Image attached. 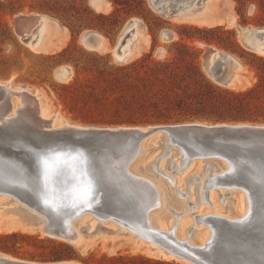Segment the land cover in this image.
<instances>
[{
	"label": "rangeland",
	"instance_id": "374dc122",
	"mask_svg": "<svg viewBox=\"0 0 264 264\" xmlns=\"http://www.w3.org/2000/svg\"><path fill=\"white\" fill-rule=\"evenodd\" d=\"M106 1L109 2V9L97 11L91 0H0V81L11 78L13 86L29 87L31 92L36 91L41 96L49 111L56 112L69 123L79 125L134 126L191 120L264 124V55L245 48L238 36V26L264 27V0H228L231 3L230 11L236 18L232 26L226 22L201 25L171 20L154 11L149 0ZM226 1L218 0L220 12H224L223 3ZM252 4L255 5L253 10ZM20 12L44 14L56 27L57 34L62 30L60 25L67 35L68 29L70 38L67 37L66 42L55 52L32 51L10 23L12 17ZM129 19L139 21L138 30L141 26L145 27L142 35L147 34L148 44L143 43L139 54L131 55L126 60L117 61L114 58L110 51L113 46L109 47L110 52L99 51L86 47L79 38L83 31L90 29L102 34L105 41L107 37L113 45ZM165 28L173 34L170 39V34L163 33ZM199 42L236 58L249 76L247 87L233 89L216 83L205 71V47ZM229 65L230 71L233 64ZM60 66L71 67L72 77L66 80L57 78L55 71ZM156 75L158 80H154ZM199 84L205 90H210L209 85L212 84L234 91L258 86L259 91L252 93V98L259 105L257 113L260 116L256 119H216L195 115L196 110L203 108L196 102L187 101L195 99L192 96ZM167 173L176 177L181 174ZM181 185L186 188V182L183 181ZM190 185L193 188L195 182ZM212 190L217 195L229 191L223 200H219L218 196L216 205L231 212L225 204L232 202L230 197L237 190L231 192L221 187ZM169 194L173 200L183 203L186 200V197L175 195V188L170 189ZM4 196L11 199L7 195L0 196V213L7 212L0 214V220L17 218L18 214L11 210L15 201H7ZM188 196L195 197V194L188 193ZM192 203L187 205L188 209L184 212L190 222L193 215L189 212H195L201 206L214 209L208 202L191 207ZM175 208L177 211L185 210ZM184 213L178 217H185ZM167 220L172 221L174 218L170 215ZM95 224L97 221L92 219L88 231L94 230ZM103 225L105 228L85 235V239L80 242L82 246L38 231H0V253L35 262L71 260L75 264H164L173 261L184 264L150 254L145 243L139 241L137 244L135 238L125 234L126 228L119 232L107 228V224ZM199 226L200 223L195 225L196 228Z\"/></svg>",
	"mask_w": 264,
	"mask_h": 264
},
{
	"label": "bare ground",
	"instance_id": "6f19581e",
	"mask_svg": "<svg viewBox=\"0 0 264 264\" xmlns=\"http://www.w3.org/2000/svg\"><path fill=\"white\" fill-rule=\"evenodd\" d=\"M91 2L97 11L107 10L110 7L109 2L106 0H91ZM218 3V0H158L157 3H153L152 0H149V4L154 11H157L160 15L170 18L171 20L192 22L201 25H213L214 23L222 22H226L229 26L234 25L236 18L230 11V1L227 0L223 3L225 7L224 12H220L221 8ZM159 5L162 7L155 9ZM171 10H173L174 13L168 15ZM129 20H127L126 23H129ZM10 23L14 25L15 31L17 35L20 36V39L34 52H55L66 42L68 37L63 30V26L59 25L62 30L60 34H57L56 27L52 21L44 14L37 12L17 13L12 17ZM55 23L57 22L55 21ZM139 24L137 19H133L130 24H125L123 26L120 34L112 45L113 48L110 49L117 61H123L131 55L139 54L142 44H148L147 34L145 36L144 34L142 35V32H145L143 30L145 27L142 28L141 26V29L138 30ZM260 29L264 31V27L255 28L247 26L243 28L238 26V36L241 44L245 48L264 55V32L261 35L257 34V31ZM91 33L93 37L90 41H87L86 38L81 35L79 37L86 47L99 51L109 49L102 34L93 30H91ZM163 33L171 35L168 39L173 37L170 29H163ZM123 38L124 41L120 44ZM198 44L205 47L204 65L205 71L210 77L216 80V82L218 80L219 84H224V86L229 88L244 89L247 87L250 83L249 76L246 74L243 65L236 58L214 46H209L202 42ZM229 64H233L230 71L228 69L230 66ZM55 72L56 77L62 80L71 78L73 74L69 66H60ZM12 96L13 98H11ZM195 122H200L205 125H221L228 123L238 126L256 125L257 127L264 128L263 123ZM186 123H188V121H186ZM0 126L4 130L1 131L2 134L0 135L1 145L9 144V140L12 138L11 136H14L16 132L18 134L27 132L28 135H33V137L36 138V131L47 134L66 128L85 130L89 128L115 129L132 127L129 125L89 126L69 123L58 116L56 112L49 111L48 107L42 101L41 96L36 91L31 92L29 87L24 88L19 85L13 86L11 84V78L5 82L0 81ZM147 128L148 127L143 126L141 130L145 131ZM40 139H44V137ZM251 143L254 144L255 141ZM236 144L239 146L245 145L240 142ZM240 148H238V151H240ZM0 150L2 152V150H4L3 147H0ZM224 151L218 148L200 147L190 143H185V145L170 144L168 143L167 134L161 130H156L144 136L137 144L135 151L133 150L128 153H126V151L119 152L115 161V169L120 172H125L124 177L128 180V188H135L134 192L141 195L142 204L148 205L146 214L149 225L163 231H173L178 240L185 241L192 246L203 247L212 239L217 229L216 224L207 219L206 216L212 214L231 221L241 222L248 219L249 213L252 212L253 206L255 205V199L253 198L255 195L251 193V188L247 186L243 180L232 175L234 171L230 170V164L236 167L234 162L236 158L232 159L233 157ZM186 155L189 158L185 161ZM237 156L238 159L246 160V157L242 156L240 153ZM161 161L162 163H160ZM167 171H170L172 174H181L179 177H176L168 174ZM225 172H230V175L228 174L229 176H225L224 180H218L217 177L222 176ZM116 179L119 180V178ZM183 181L186 182V188H183L181 185ZM167 182L170 184H167ZM193 182H195V185L192 188L190 184ZM216 184H218L217 187ZM220 187L230 189L231 192L234 189L237 190V193L233 192L230 197L232 198V202L225 204L226 207H230L232 210L231 212L224 210L222 207H217L216 205L218 196H220L219 200H223L224 196L229 194V191H227L225 193L220 192L219 195H217V192L212 190L219 189ZM173 188H175V195H177V197H186L184 203L179 200H173L172 197L169 198L171 195H168V193H170V189ZM9 190H11V188L4 187L3 183L0 182V196L7 195L11 197V199L5 196L4 199L12 203L14 201L17 202L13 203L14 207H12L11 210L13 213L18 214V217L0 220V222H2L0 223V231H12L16 229L23 231H38L41 234L74 242L82 246L83 244L80 242L85 239V235L94 234L97 229L105 228L103 224H107V228H112L114 231L123 232L122 229L126 228L125 234L135 238L136 241H138L136 242L137 244H139V241L145 243L146 249L150 254L174 259L184 264H195L184 257H179L172 251L166 250L163 246L154 241L145 239L141 236L138 237V234H135L134 231H131L125 225H121L115 219L109 217L110 215L99 218L92 211H85L69 221L71 236H55L47 229V224L49 223L51 225L52 221L50 218L57 217H48L37 212L34 203L28 206L26 203L22 202V199L19 197L22 195L23 200H25L24 197H26V195L20 193L18 196L17 193ZM152 191L156 196L154 204L152 203ZM188 193H194L195 197H189ZM250 197L252 199L251 206L248 202ZM170 200L172 203H170ZM191 201L193 202L191 207L208 202L214 209L210 210L205 206H201L197 211L189 212L190 215H193V220L190 222L189 217H187L184 212L188 209L187 205H189ZM183 204H186V206ZM174 207H177V209L178 207L182 209L185 208V210L180 211L179 209V211H177ZM163 211H167V213ZM168 212H170V214ZM180 213H184L183 215L186 216H181L179 218L178 215ZM170 215H172L174 220H167ZM92 219H95L97 224H95L94 230L88 231V229L91 228L90 221ZM187 223L191 224L184 227ZM198 223L201 224V227L199 226L196 228L195 225ZM110 225L111 227H109ZM7 260L24 264H75L71 260L35 262L0 253V264H10V262H5Z\"/></svg>",
	"mask_w": 264,
	"mask_h": 264
},
{
	"label": "water",
	"instance_id": "95a60500",
	"mask_svg": "<svg viewBox=\"0 0 264 264\" xmlns=\"http://www.w3.org/2000/svg\"><path fill=\"white\" fill-rule=\"evenodd\" d=\"M157 1L152 0L153 3H157ZM159 7L162 6L159 5L155 9H159ZM173 13L171 10L168 15ZM131 21L125 22L124 25L130 24ZM263 32L260 29L257 34L261 35ZM80 35L87 41L93 37L90 29ZM123 41L124 38L120 44ZM143 126L148 128L145 131L141 130ZM0 129H2L1 126ZM156 130L165 132L170 144L185 145V143H190L200 147L218 148L226 150L224 152L233 157L232 159L236 158L234 159L236 171L232 175L243 180L251 188V193L255 195L253 197L255 205L252 212L249 213L248 219L241 223L212 214L206 216L216 224L217 229L212 239L203 247L192 246L185 241L178 240L173 231H163L149 225L146 214L148 205L142 204L141 195L134 192L135 188H128V180L124 177L125 172L115 169V161L119 152L135 151L139 141ZM1 131L4 130H0V135ZM35 134L36 138L33 135H28L27 132L22 134L16 132L14 136H11L9 144H0V147L4 149L2 152L0 150V182L4 187L11 188L9 191L17 193L18 196L20 193L26 195L25 200L22 195L19 197L28 206L34 203L37 212L48 217H57L50 218L52 226L47 224V229L55 236H71L69 221L85 211H92L99 218L110 215L109 217L138 234V237L154 241L166 250L195 264H264V204L260 202L259 197L261 190L260 165L264 160V145L261 143L264 141V128L256 125L238 126L229 123L205 125L191 120L188 123L182 121L161 125L142 124L115 129L76 130L66 128L47 134L36 131ZM41 137L44 139H40ZM254 141V144L251 143ZM237 142L245 145L239 146L236 144ZM42 147L44 154L57 152L66 154L59 163L63 175L55 179L57 187L69 190V196L63 201L66 206L60 208L58 212L45 207L42 200L32 190L40 176V166L34 151H40ZM78 152H83L90 165L96 169V173L105 178L106 191L96 194L94 186V199L91 207L80 204L73 207L71 203L70 190L76 183L73 179L72 168L74 165L77 168L80 166L69 157ZM239 153L245 156L246 160L238 159ZM188 158L186 155L185 161ZM64 160L68 161L67 164L63 162ZM240 161H244V163L240 164ZM228 174L230 175V172H225L217 179L224 180L225 176H229ZM217 186L218 184H216ZM152 193L154 200L152 203L154 204L156 196L153 191ZM5 262L24 264L10 260Z\"/></svg>",
	"mask_w": 264,
	"mask_h": 264
},
{
	"label": "snow or ice",
	"instance_id": "6c2138e0",
	"mask_svg": "<svg viewBox=\"0 0 264 264\" xmlns=\"http://www.w3.org/2000/svg\"><path fill=\"white\" fill-rule=\"evenodd\" d=\"M264 145V141L261 142ZM37 158V163L40 166V176L37 178L34 189L35 194L42 200L45 207L51 208L54 212H58L60 208L65 207L63 203L69 196V190L57 187L56 177L63 175L59 168V163L66 154H44V148L40 151H34ZM72 161L79 164V168L75 165L72 168L73 179L76 181L71 188V203L75 207L77 204L87 205L91 207L94 199V186L96 194L106 191L104 186V177L96 173V169L90 165L88 158L83 152H78L76 155L69 157ZM67 164V160L63 161ZM240 164L244 161H240ZM230 170L236 171V167L230 164ZM78 173V175H77ZM261 175V190L259 193L260 202L264 204V160L260 165ZM249 205L252 204L251 197L249 198ZM243 221H241L242 223Z\"/></svg>",
	"mask_w": 264,
	"mask_h": 264
},
{
	"label": "trees",
	"instance_id": "16d2710c",
	"mask_svg": "<svg viewBox=\"0 0 264 264\" xmlns=\"http://www.w3.org/2000/svg\"><path fill=\"white\" fill-rule=\"evenodd\" d=\"M122 2V0H120ZM264 4V3H263ZM199 70V69H198ZM199 76H203L198 71ZM154 80H158V76L154 77ZM258 86L240 91H234L230 89H222L209 85L210 90L203 89V86L199 84L197 92H195L194 100L188 99L187 103L196 102L203 109L196 110L195 115L206 116L216 119H256L260 115L257 113L259 105L254 103L252 93H257ZM190 98V97H189ZM205 107H208L207 110ZM264 117V115H263ZM158 119V118H157ZM136 259V257H134ZM131 258V259H134ZM161 264H163L161 262ZM164 264H181L173 261H168Z\"/></svg>",
	"mask_w": 264,
	"mask_h": 264
},
{
	"label": "crops",
	"instance_id": "0c3cea01",
	"mask_svg": "<svg viewBox=\"0 0 264 264\" xmlns=\"http://www.w3.org/2000/svg\"><path fill=\"white\" fill-rule=\"evenodd\" d=\"M66 29H67V28H66ZM67 33H68V39H69V38H70V35H69V31H68V29H67ZM105 38H106V41H107V45H108V47H111L112 44L109 43V40H108L107 37H105ZM105 52H110V51H109V49H107Z\"/></svg>",
	"mask_w": 264,
	"mask_h": 264
},
{
	"label": "built area",
	"instance_id": "2783aa9c",
	"mask_svg": "<svg viewBox=\"0 0 264 264\" xmlns=\"http://www.w3.org/2000/svg\"><path fill=\"white\" fill-rule=\"evenodd\" d=\"M251 6H252V10H253V9H254V7H255V5H254V4H252Z\"/></svg>",
	"mask_w": 264,
	"mask_h": 264
}]
</instances>
